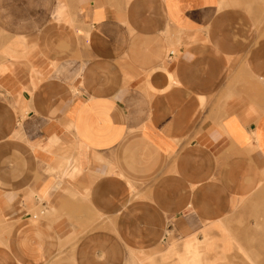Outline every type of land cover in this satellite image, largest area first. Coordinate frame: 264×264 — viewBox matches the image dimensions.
Returning a JSON list of instances; mask_svg holds the SVG:
<instances>
[{
    "label": "crops",
    "instance_id": "crops-1",
    "mask_svg": "<svg viewBox=\"0 0 264 264\" xmlns=\"http://www.w3.org/2000/svg\"><path fill=\"white\" fill-rule=\"evenodd\" d=\"M263 181L264 0H0V264H151Z\"/></svg>",
    "mask_w": 264,
    "mask_h": 264
},
{
    "label": "rangeland",
    "instance_id": "rangeland-1",
    "mask_svg": "<svg viewBox=\"0 0 264 264\" xmlns=\"http://www.w3.org/2000/svg\"><path fill=\"white\" fill-rule=\"evenodd\" d=\"M151 264H264V181L256 194L235 200L229 215L197 238H169Z\"/></svg>",
    "mask_w": 264,
    "mask_h": 264
},
{
    "label": "bare ground",
    "instance_id": "bare-ground-1",
    "mask_svg": "<svg viewBox=\"0 0 264 264\" xmlns=\"http://www.w3.org/2000/svg\"><path fill=\"white\" fill-rule=\"evenodd\" d=\"M55 15H56V14H55ZM67 175H68V174H67ZM251 246H254V247H255L254 244L250 245V247H251ZM254 247H253V248H254ZM242 248H243V247H242ZM242 250H243L244 252H246L247 249L245 250V249L243 248ZM248 258H249L250 261H252V263H255V259H254V257H253L251 254L248 255Z\"/></svg>",
    "mask_w": 264,
    "mask_h": 264
}]
</instances>
